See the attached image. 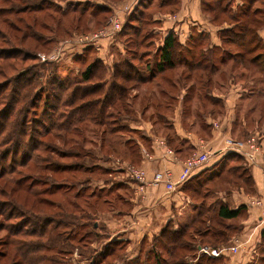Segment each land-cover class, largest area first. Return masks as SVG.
Listing matches in <instances>:
<instances>
[{"label":"rangeland","instance_id":"374dc122","mask_svg":"<svg viewBox=\"0 0 264 264\" xmlns=\"http://www.w3.org/2000/svg\"><path fill=\"white\" fill-rule=\"evenodd\" d=\"M109 1L112 6L98 8L96 0H0V87L16 82L23 87L21 98L36 100V109L34 104L29 108V120H33L30 129L41 131V136L30 141V147L37 141L40 144L31 156L32 152L20 142L18 110L6 123L13 85L3 92L0 89V175L11 171L12 175L18 174L15 178H21L17 180L19 188L7 182L6 177L0 178V264H91L114 240L119 243L116 249L121 260L113 264H154L156 255L150 249L172 261L176 257L155 240L165 227L181 224L188 233L185 243L216 246L212 228L202 235L194 231L191 213H201L202 222L195 223V227L238 230L239 219L229 225L217 215L221 203L231 207L245 204L248 199L246 208L260 211L252 201L264 195L256 193L251 172L250 180L241 174L248 165L240 153L231 149L224 150L217 163L209 161L199 175L200 182L186 188L191 201L184 208L172 206L174 219L163 217L170 200L161 198L155 210L154 197L159 190L147 187H168L165 182H155L159 173L171 170L152 169L156 151H161L165 159L180 156L182 163L191 155L211 153L216 149L207 147L212 127L223 126L224 131L229 128L228 136H222L224 147L227 140L243 143L247 151L250 144H258L255 163L245 158L253 167L264 164V59L241 63L232 59V53L239 55L243 50L239 44L225 42L210 50L205 42V48L202 46L196 53L201 67H191L195 57L185 60L178 56L180 46L177 64L159 71L155 58L161 51L162 39L152 15L158 6L136 13L134 1ZM205 1L217 6L212 11L204 5L210 22L219 26L231 23L236 31L247 19L241 10L247 5L252 10L261 6V2L248 0L239 9L222 11L219 6L224 9L223 5L232 0ZM83 7L87 8L85 14L80 13ZM261 7L255 16L264 17V3ZM26 8V13H18L17 9ZM93 11L96 14H91ZM12 20L15 24H11ZM227 35L232 38V32ZM212 49L215 55L211 59ZM98 55L105 57L97 58ZM220 57H224L222 62ZM92 61L97 63L95 74L91 82L83 84L82 73ZM127 72L131 76L123 75ZM59 82L67 88H63L61 100L55 104L58 96L52 93L59 91ZM77 85H100L87 93L88 101L103 99L108 93L104 103L109 105L107 125L95 120L100 118L99 102L89 111L73 108L81 103V95L72 104H64L72 98ZM109 85L112 87L107 89ZM114 91V96L109 97ZM49 93L53 108L44 103ZM24 103H17L18 109ZM232 107L234 115L228 125L224 118L232 113ZM178 130L196 133L195 143L187 141L186 156L179 151L182 139L177 137ZM182 170L183 166L176 177ZM212 173L213 177L206 179ZM165 192L163 196L168 197L170 193ZM148 220L158 224L156 234L133 240L119 233L126 229L131 235L138 222ZM190 225L193 227L188 228ZM235 244L231 237L217 246ZM170 249L177 257L186 253L185 249ZM230 253L225 254L222 264L232 256ZM259 261L264 264V250Z\"/></svg>","mask_w":264,"mask_h":264},{"label":"trees","instance_id":"16d2710c","mask_svg":"<svg viewBox=\"0 0 264 264\" xmlns=\"http://www.w3.org/2000/svg\"><path fill=\"white\" fill-rule=\"evenodd\" d=\"M248 0H241V2H239L236 6V8L234 9H239V7L241 5H244L245 2H247ZM218 2V1H217ZM220 2V1H219ZM228 3H232L231 2H227V4L223 5L224 9L222 7L219 6V8L222 11H228L229 8H231V5ZM204 5L205 8L208 10H216L215 5H211L210 3H208L207 1L204 0ZM98 8H106V6L103 5H97ZM227 9H226V8ZM31 8V7H29ZM137 8V7H136ZM32 9V8H31ZM41 10L43 9L42 6L40 8ZM86 7H83L80 11L81 14H85L86 12ZM232 9V10H234ZM15 9H13L14 11ZM18 13L19 11L21 13H26L27 8L26 9H17ZM74 10V8H73ZM262 10V8L256 7L254 10H252V8H250V5H247L245 8H243V10H241V13H243L246 16V21L244 23H242L239 27V30L236 31L235 27H225L220 29L219 31V35L220 38L222 39V41L225 42H231L234 44H239V46H241V48H243L242 52H240V54H235L232 53V59H238L241 63H245V62H251V63H256L260 58L264 59V41L261 38L260 34H259V29L264 25V17H258L255 16L256 13H260ZM61 13H64V11H62ZM91 14H96V12H91ZM235 17V16H233ZM24 17L21 15V19H23ZM133 17L130 16V20ZM18 20V19H16ZM131 23V22H130ZM11 24H15V22L12 20ZM129 24V23H128ZM127 23L124 25L126 26ZM125 28V27H124ZM232 32V38L228 37L229 35H227V33H231ZM180 43L175 39V37L173 36V33H170L165 39H164V43L163 46L160 48V57H159V63L156 62V67L158 68V70H162L164 68H168V67H174L177 64V61L175 60V57L177 59V48L179 49L180 47ZM183 48L181 47V51L180 53H183ZM216 49V48H214ZM214 49H212L211 51V59L213 58L212 56L215 55L214 53ZM211 50V49H210ZM180 53L178 54V56L180 55ZM204 56V55H203ZM231 57V53L229 55ZM202 57H200L199 59H201ZM221 58V57H220ZM97 59V58H96ZM198 59V58H197ZM193 61V64L191 65V67H198L201 65V62L198 60L196 62V60ZM224 60V57L221 58V62ZM96 61H92L89 65H87V67L84 69V72L82 73V80H83V84L87 83V82H91V80L93 79L94 76V72H95V68H96ZM215 62L213 63V67H216ZM152 65H155L154 63H152ZM201 67V66H200ZM264 67V66H262ZM125 68V67H124ZM128 68V66H127ZM156 68V70H157ZM154 70V69H153ZM154 70V73L155 71ZM260 70L262 72V69L260 67ZM123 71H125V69H123ZM264 71V69H263ZM134 72V70H132V73ZM135 73V72H134ZM263 73V72H262ZM53 72H52V76L53 77ZM116 77L117 74L115 73ZM114 75V77H115ZM125 76H131L129 75V73L127 72V74H123ZM243 75V74H242ZM28 82H30V80H28ZM26 84V86H28L29 84ZM56 80H54V84H55ZM11 82H7L4 83L3 85H1L0 89L3 92L4 90H6L7 88H9V86L11 85ZM17 83L14 82L12 85V89L11 92L14 93L13 96V101L12 104L7 106L8 109L6 110V113L8 114V119L6 120V123L9 124V122L11 120H13L14 115H16V111L18 110V126L20 127V130L18 131V133H20V142L22 144H24V149L26 150H30L32 152L31 156L34 155V153L36 152V150L38 149L37 146L39 144V142L37 141L35 145H33V147H30V141L31 143L34 142L33 138H37L39 136H41V131H39L38 129L34 128V129H30L31 128V124L33 122L32 118L31 121L29 120V116H30V110L29 108H32L33 105V109L35 110L37 107V102L36 100L32 101V98H28L23 96L22 99L21 96L24 94V91L21 90V88L19 85H16ZM58 90L57 93H52L53 95L56 96L57 94V98L56 100L54 99V103L56 104V101L59 102L61 100V93L62 90L66 89L67 86L64 84V82H59L58 83ZM56 86V85H55ZM98 86H91V87H86L85 85H77V87H75L72 90V98L67 99L68 101H66L64 104L69 105L70 103L72 104L75 99H77V97H81L80 100V104L77 105V107H73L74 109L77 108L78 111H89V108H91L96 102H99L100 104L98 106L101 107L100 110V114L97 116V118L99 119H95L96 122L100 123V124H105L107 125V119H106V112H107V107L109 106L107 103L104 104L109 98L106 96H108V93H105V96L103 97V99H93V101H88L86 99V95L89 92H92L93 90H95ZM116 86V85H115ZM114 86V87H115ZM112 86H107V89H109ZM64 88V89H63ZM69 88V87H68ZM71 88V87H70ZM51 90V89H50ZM55 89L51 90L54 91ZM116 92L114 91L111 92L110 96H114ZM51 94L49 93V95L46 96L45 99V104H50L49 106L53 108V106H55L53 104V100L51 99ZM121 95V94H120ZM123 95V94H122ZM121 95V96H122ZM16 96V97H15ZM120 96V97H121ZM124 95L121 97L123 98ZM26 98V100H25ZM16 99V100H15ZM25 102L24 106L20 107L18 109V105L17 103L21 102ZM52 100V101H51ZM111 101V100H110ZM109 101V104H110ZM31 102V103H30ZM52 102V104L50 103ZM103 103V104H101ZM29 104V105H27ZM58 104V103H57ZM59 105V104H58ZM75 105V104H73ZM30 106V107H29ZM57 106V105H56ZM76 110V109H75ZM33 111V110H32ZM85 114V113H84ZM88 115L91 116V114L88 113ZM16 119V120H17ZM71 121L70 119H67L66 124L70 125ZM32 130V131H29ZM109 130V129H108ZM111 130V129H110ZM121 130V129H120ZM113 132V131H112ZM40 145V144H39ZM20 149V148H19ZM39 150V149H38ZM20 151V150H19ZM67 155V154H66ZM65 155V156H66ZM237 155V154H235ZM30 156V157H31ZM69 156V155H67ZM238 156V155H237ZM240 157V156H239ZM3 169V168H2ZM206 169V167L202 170L204 171ZM232 169V171H234L233 168H230V170ZM14 174L12 175L11 171H6L5 173H3V175H0L1 177H6L7 178V182L13 183L15 184L16 187L17 186V180L21 179L19 178H15L16 176H18L17 173L13 172ZM201 173V172H200ZM200 173H196L193 175V177L191 179H189L187 182H185L184 184H182L184 190L186 191V188L188 186H190L191 184H195V181L197 183H199V175ZM216 174H219L220 171L215 172ZM214 173V174H215ZM17 174V175H16ZM244 174V176L246 177V179L250 180V176H249V170L246 167L245 172L241 173ZM213 177V173L212 175H209L207 178H211ZM198 178V179H197ZM253 179V178H252ZM205 180V179H203ZM254 181V180H253ZM19 188V187H18ZM246 209V205L242 204L239 205L237 208H230L227 206V204L225 203H221L218 211H217V215L222 218V219H232V218H236L238 216H240L241 214H243L244 210ZM201 213H199V215L196 216H192L191 220H193L191 223L194 226V231L196 233H198L199 235L205 234L204 232L209 231L211 228L213 229V231L211 230V234L212 237H214V235L216 236V240L215 243L218 244H214V245H222L225 241L229 240L232 236L233 233L235 232V230L232 229V227L230 229L227 230H223V229H218L216 227H212L211 225L205 228H202L200 226L195 227V223H201L202 221L199 219ZM192 225H190L188 228L193 227ZM232 230V231H231ZM263 236H264V229L262 231ZM217 235L218 239H217ZM188 233H187V229L184 228L181 224L178 225L176 228H164L161 232V234H159L158 236L155 237L156 243L157 244H161L164 248H166V250L168 251V254L171 252L172 255H174L176 258H172V261L167 260L166 258H164L159 252H155L153 249H150L149 251L153 252L154 256L156 255V260H154V264H222L225 255H222L220 257H209V256H200L198 259L194 260L196 253L198 251V247L200 245H192L189 242L185 243V239H187ZM223 237V238H222ZM117 244V246H116ZM168 244H170L171 247L175 248V249H185L186 253L184 252L182 254V256L177 257L176 256V252L171 251V247L168 246ZM119 246L118 241L116 242V240L110 242L109 245H107L104 249H102V251H100L94 258V260H92L91 264H100L104 258H110L108 259V261H106L104 264H113V262L115 261L116 263L121 260V257H119V252L117 251V247ZM121 248V246L119 247ZM118 248V250H119ZM195 252V253H194ZM126 264H128V262H125Z\"/></svg>","mask_w":264,"mask_h":264},{"label":"crops","instance_id":"0c3cea01","mask_svg":"<svg viewBox=\"0 0 264 264\" xmlns=\"http://www.w3.org/2000/svg\"><path fill=\"white\" fill-rule=\"evenodd\" d=\"M100 5L103 6H112L110 4L109 0H96ZM130 2L136 1V5L133 7L134 12L139 13L140 10L148 9L153 5H157L159 10L157 12H154L153 20L156 22V28L160 32V38L162 39L161 47L163 46L164 39L170 34L173 33V36L175 39L180 43L181 47L183 48V53L179 56L185 60L187 58L189 59L191 57H195L197 59V50L199 48H205L203 45L205 42H207L208 48L218 47L222 46L224 42L220 38L219 31L222 28L230 27L232 24L226 23L225 25L219 26L214 24L213 22H210L208 20L209 16L206 15L204 11V0H128ZM144 1H148L147 4H143ZM255 2H261L264 3V0H253ZM143 2V3H142ZM241 2V0H232V3H228L231 5V8H236L237 4ZM106 4V5H105ZM261 6H257L259 8H262ZM137 7V8H135ZM145 7V8H143ZM132 9V10H133ZM142 12H140L141 14ZM130 16L133 17V14L130 13ZM206 33V35H202V33ZM259 34L261 38L264 41V25L259 29ZM160 39V40H161ZM209 43H211L209 45ZM71 49V48H69ZM205 49V51H207ZM68 50V48H67ZM64 55V54H63ZM105 57L98 55L97 58ZM159 57L160 53H157L156 56V62L159 63ZM155 59H152L155 61ZM106 63V61H105ZM242 89L238 90V92H241ZM231 101V100H230ZM232 104L233 103H229ZM231 111V110H230ZM232 115H234V108L232 107V113L230 112L229 115L225 116V121H228V125L230 122H232ZM231 124V123H230ZM227 125V128H228ZM226 126L225 129L227 130ZM224 131L223 126L220 129H217L215 127L211 128V132L208 136H210V139L207 142V147H215L216 149H213L212 152H216L211 156V159L209 161H215L217 163V160L221 157V154H223V151L221 152L220 149L224 148L223 145V134L228 136V131ZM179 136L178 138L182 139L181 148H180V154L181 156H186L189 152L188 144L189 142L192 144V142H196L195 135L196 133L191 131H185V130H178ZM186 138V139H185ZM190 140L189 142H187ZM264 143V138H263ZM219 146V147H218ZM218 147V148H217ZM219 150V151H218ZM244 164L247 166L249 172L252 173V178L254 180V186L256 189L257 194H263L264 195V164H258L253 167L251 163H248L246 161V158L239 154ZM219 157V158H218ZM179 159H165L163 158V154L161 151H156L155 158L153 162H151L152 169H163V168H169L173 171L174 174H178L181 171V168L183 166L182 159L180 156H178ZM208 161V162H209ZM214 162V163H215ZM207 165V164H206ZM209 165V163H208ZM205 166L206 168L208 167ZM199 169L196 173L202 172V170L205 168ZM148 189L153 190H159V195L155 196L156 198V205L155 210L157 209V206L159 204V200L161 198H164L169 202L170 204L165 208L169 209L165 211L163 217L167 219H174V215H171L172 213V206L175 205L176 207L184 208L189 205L191 199L190 196L187 194V192L184 190L182 184L177 187V189L173 192H170L168 197L163 196V191L165 188L162 186H157L150 184V186L147 187ZM175 192V193H174ZM166 193V192H165ZM173 193V194H171ZM236 196V194H235ZM162 202H160L161 204ZM159 204V205H160ZM248 204V199L245 201V205ZM154 207V205H152ZM239 204L232 205L230 208H237ZM175 207V208H176ZM151 208V207H150ZM144 209L145 210H149ZM152 211V210H151ZM149 211V212H151ZM190 211V210H189ZM192 218V213H191ZM162 217V218H163ZM241 217V218H239ZM239 219V226L238 230H235L232 236V241L234 243L240 244L239 249L235 253H230L232 256L229 259H226L225 264H259L261 261L260 254L261 251L264 250V236H263V229H264V223L260 221L259 218V212L256 209H249L246 208L240 216L232 219H227L226 224L233 225L235 222H237ZM151 222V223H150ZM241 222V223H240ZM137 230H133L132 234L126 233L125 230H120L119 233L122 236H127L128 238H131L134 240L133 237L139 238L141 236H144L145 234H156V232L159 230L157 227V223L153 222L152 220L145 221L144 223L138 222ZM135 226V225H134ZM237 226V225H235ZM138 239V240H139ZM233 243V242H232Z\"/></svg>","mask_w":264,"mask_h":264},{"label":"built area","instance_id":"2783aa9c","mask_svg":"<svg viewBox=\"0 0 264 264\" xmlns=\"http://www.w3.org/2000/svg\"><path fill=\"white\" fill-rule=\"evenodd\" d=\"M91 41V40H90ZM86 40V42H90ZM61 52H59L60 56ZM55 56H58V54ZM45 60L46 57H42ZM56 58V57H51ZM251 149L247 151L245 149V145L241 142L227 140L225 143V147L221 148L220 151H224L227 149H231L230 151H235L242 154L244 157L250 159L253 163H255V153L259 150L258 144H250ZM219 151V150H218ZM216 152H201L194 155H191L185 161H183V170L182 172L176 177L173 171L168 170L165 173H159L155 180L156 183L165 182L168 187L165 185L166 192H173L177 189V187L181 184H184L189 179L193 177L194 174L199 169H202L206 166L208 161L211 159V156ZM253 204L260 210L259 211V218L260 221L264 223V198H254L252 201ZM240 244L236 243L230 247L226 246H209V245H200L198 247L197 256H209V257H220L225 255L228 251L229 252H237L239 249Z\"/></svg>","mask_w":264,"mask_h":264},{"label":"bare ground","instance_id":"6f19581e","mask_svg":"<svg viewBox=\"0 0 264 264\" xmlns=\"http://www.w3.org/2000/svg\"><path fill=\"white\" fill-rule=\"evenodd\" d=\"M136 3V2H135Z\"/></svg>","mask_w":264,"mask_h":264}]
</instances>
